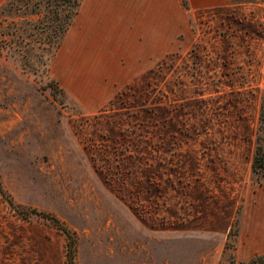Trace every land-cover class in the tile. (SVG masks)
Wrapping results in <instances>:
<instances>
[{
    "label": "rangeland",
    "instance_id": "374dc122",
    "mask_svg": "<svg viewBox=\"0 0 264 264\" xmlns=\"http://www.w3.org/2000/svg\"><path fill=\"white\" fill-rule=\"evenodd\" d=\"M189 25L173 53L87 112L52 76L54 48L5 44L0 24V264H68L51 216L76 233L77 264L264 254L252 170L264 0L194 10ZM7 197L46 216L23 218Z\"/></svg>",
    "mask_w": 264,
    "mask_h": 264
},
{
    "label": "crops",
    "instance_id": "0c3cea01",
    "mask_svg": "<svg viewBox=\"0 0 264 264\" xmlns=\"http://www.w3.org/2000/svg\"><path fill=\"white\" fill-rule=\"evenodd\" d=\"M188 1L189 9L182 0H83L52 60V76L87 112L100 109L181 46L191 11L230 0Z\"/></svg>",
    "mask_w": 264,
    "mask_h": 264
},
{
    "label": "trees",
    "instance_id": "16d2710c",
    "mask_svg": "<svg viewBox=\"0 0 264 264\" xmlns=\"http://www.w3.org/2000/svg\"><path fill=\"white\" fill-rule=\"evenodd\" d=\"M83 0H7L0 9V24H5L7 30L1 32V41L8 44L47 45L54 48L53 56L59 50L63 39L71 27L73 20L79 12ZM183 5L189 9V1L182 0ZM8 37V38H6ZM254 182L264 184V92L259 111V124L257 131V144L252 161ZM0 192H6L0 183ZM9 204L15 212L29 218L31 214H46L36 208H28L24 213L18 209L12 198L7 197ZM51 220L58 224L67 237L66 260L68 264L76 263L77 237L76 233L60 222V219L51 216ZM238 224V220H237ZM239 227L230 230V235H237ZM231 264H264V254H258L247 261L233 260Z\"/></svg>",
    "mask_w": 264,
    "mask_h": 264
}]
</instances>
